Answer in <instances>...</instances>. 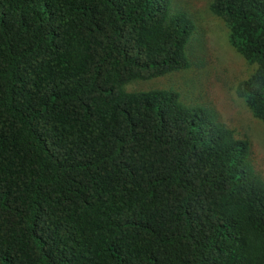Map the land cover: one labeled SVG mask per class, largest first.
<instances>
[{
	"label": "trees",
	"instance_id": "16d2710c",
	"mask_svg": "<svg viewBox=\"0 0 264 264\" xmlns=\"http://www.w3.org/2000/svg\"><path fill=\"white\" fill-rule=\"evenodd\" d=\"M264 126V0H211ZM175 0H0V264H264L257 148L144 88L192 67Z\"/></svg>",
	"mask_w": 264,
	"mask_h": 264
},
{
	"label": "rangeland",
	"instance_id": "374dc122",
	"mask_svg": "<svg viewBox=\"0 0 264 264\" xmlns=\"http://www.w3.org/2000/svg\"><path fill=\"white\" fill-rule=\"evenodd\" d=\"M211 0H175L194 18L192 67L156 79L144 88L175 89L193 105L213 107L232 127L246 133L257 148V166L264 172V126L238 96L242 82L253 71L228 45L229 30L210 10Z\"/></svg>",
	"mask_w": 264,
	"mask_h": 264
}]
</instances>
